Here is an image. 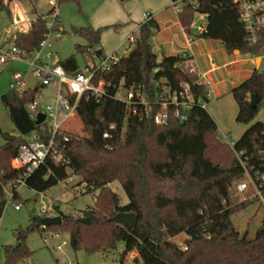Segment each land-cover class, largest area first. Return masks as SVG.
I'll use <instances>...</instances> for the list:
<instances>
[{"label":"trees","instance_id":"16d2710c","mask_svg":"<svg viewBox=\"0 0 264 264\" xmlns=\"http://www.w3.org/2000/svg\"><path fill=\"white\" fill-rule=\"evenodd\" d=\"M2 1L0 11L10 13ZM66 1L77 2L58 0L57 4ZM198 2L196 11L184 7L177 15L186 34L191 33L195 12L206 13L207 33L201 38L221 42L228 52L259 56L264 48V28L259 32L257 44H249L234 0ZM35 6L31 10L35 19L30 21V30L14 32L7 38L26 52L36 50L46 32L44 16L37 14ZM158 31L152 16L142 23L134 35L132 49L113 66L109 79L114 83L123 81L127 86H143L152 93L156 81L164 80L173 90L186 84L196 99L209 103L205 87L197 84V77L185 65L186 59L179 55L159 59L153 52L151 41ZM101 32L102 28L72 29L73 35L86 43L75 45L76 55L92 51V55L103 56ZM59 65L69 74L78 71L74 55L59 61ZM38 90L35 87L23 94L10 91L0 96L1 105L19 134L15 140L7 138L0 146V217L6 203L5 188L20 174L11 168V160L25 142L23 138L40 131L27 111ZM231 95L237 105L236 123L248 125L264 98V72L254 71L231 90ZM252 95L257 97L254 108L250 107ZM67 127L69 130L64 134L68 140L61 148L65 161L56 164L47 159L27 179L26 188L44 193L76 176L85 185L86 193H99L94 206L87 207L81 216L59 214L60 226L38 228L39 218L31 217L30 232L40 229L65 232L73 251L87 253L113 250L118 242H123L121 264L132 251L138 253L133 264H264V218L253 239L246 234L241 236L231 222L234 214L253 203H237L233 185L241 181L243 171L234 152L217 137L216 124L206 109L193 107L186 121L171 118L167 124L158 126L152 118L128 115L125 106L110 97L96 102L84 95ZM263 150L264 123H255L235 142V151H243L249 157ZM115 181L128 198L126 206H120L118 196L109 188ZM14 201L23 203L19 196ZM119 212L135 214L132 230L109 221ZM82 218L89 219V224L80 223ZM27 234L17 231L19 245L3 248L4 264H18L30 256L24 244ZM181 234L186 238V251L172 241Z\"/></svg>","mask_w":264,"mask_h":264},{"label":"rangeland","instance_id":"374dc122","mask_svg":"<svg viewBox=\"0 0 264 264\" xmlns=\"http://www.w3.org/2000/svg\"><path fill=\"white\" fill-rule=\"evenodd\" d=\"M51 1L38 0L36 6L34 5L37 14L44 16L47 23L54 22L53 14L47 15L53 7ZM2 2L5 7L9 8L10 13L5 9L0 11V36L7 28L12 26L15 18L20 19L23 14H26L25 17L29 21L35 19V15L31 12L32 4L28 0L19 2L3 0ZM14 5L16 8L18 7L19 12L14 11ZM169 6L170 0H77V2L66 1L60 4L55 2L57 24L62 28L63 33L60 39H57L55 34L52 35L50 51L55 54L58 61H63L74 55L78 67H83L85 63L84 56L76 55L75 45L84 46L86 43L83 39L73 35L72 29L92 27L94 29L102 28L100 46L104 55L109 56L117 52L121 57L127 56L132 49V45L128 44L127 40L130 36L135 35L132 34L133 29L140 23L145 22V14L155 16L156 9L162 7L164 15H159L157 18L159 31L151 41L153 52L160 59L163 49L166 53H174L186 47L181 32L165 30L166 27L177 20V15L173 13ZM195 44V63L198 71L202 73L209 71L212 68V62L217 67V70L211 71L207 76L214 94L206 106L207 113L216 124V135L221 143L224 142L225 136H228L231 141L237 142L249 127L255 123H264V98L253 121L248 125H244L235 121L237 105L231 95V89L248 77L246 73L264 72V48L259 56L241 54L239 51H232L233 55L227 52L223 45L208 39L200 38ZM257 58L261 59L258 67L256 66ZM229 62L232 63L229 64ZM27 70V65L18 63L2 67L0 96L10 93L8 83L12 72H25ZM26 81L28 86L33 85L34 80L30 76L27 77ZM53 91L54 88L49 86L43 91V96L51 97ZM9 137L18 138L19 134L14 130L7 112L0 102V146L4 145ZM109 188L118 196L121 207L128 204V198L118 181L111 183ZM20 193L23 202L21 209L14 211L8 205L0 217V264L5 262L3 248L13 246L17 242L16 232L19 230L28 233L24 244L31 254L18 264L24 262L29 264H121L124 252L123 242H118L113 250L87 253L85 251H73L69 246V235L65 232L55 233L41 229L33 232L29 231L31 217L40 219L54 217L59 214L81 216V212L87 207L94 206L95 198L99 192L86 193L85 185L81 183L79 177L73 176L44 193H36L27 188H22ZM237 199V203L240 202V199ZM51 208L54 210L53 213H41L42 209L50 210ZM263 214L262 209L258 211L257 206L252 204L234 214L231 217V222L241 236L246 234L248 239H253ZM52 234H59V237L51 238ZM44 238H47L46 244L43 242ZM184 240L185 236L183 234L178 235L175 239L177 242ZM63 242L66 245L58 250L57 247ZM122 262L123 264H133V261L127 256H124Z\"/></svg>","mask_w":264,"mask_h":264},{"label":"built area","instance_id":"2783aa9c","mask_svg":"<svg viewBox=\"0 0 264 264\" xmlns=\"http://www.w3.org/2000/svg\"><path fill=\"white\" fill-rule=\"evenodd\" d=\"M28 1L34 6L38 0ZM55 2L57 3L58 0L51 1L53 7L50 9L54 22L47 23L44 18L46 32L38 48L33 52H26L18 48L14 42L7 41V38L14 32L26 33L30 30L31 25L25 17L26 14H23L20 19L15 18L12 26L0 36V75L2 67L9 64L27 65L28 70L25 72H12L8 87L10 91L18 94L38 87L39 90L34 100L27 106V111L34 123L39 114L44 115V120L37 126L40 127V131L32 132L18 148L16 157L11 160V168L20 174L5 188L4 209L8 205L14 211L21 209V204L16 203L14 198L21 197L20 190L26 188L27 179L47 159H51L56 164L65 161L61 148L63 143L67 142L68 136L64 133L69 130L67 125L74 119L78 103L84 95L96 102L104 97H110L122 103L128 115L152 118L154 124L158 126L167 124L171 118L184 122L193 107L206 109L207 106L206 101L194 97L189 85L186 84L180 90H173L164 80L156 81L154 82L155 91L152 93L145 90L143 86H127L123 81L114 83L109 79V74L113 66L122 58L117 53L109 56H96L90 51L84 55L83 67H78L76 73H67L59 65L55 54L50 51L52 35L55 34L57 39L62 37V29L57 24ZM234 2L238 7L239 22L244 29L247 42L251 45L257 44L259 32L264 28V0H234ZM184 7H190L196 11L199 8V2L198 0H170L169 8L176 15L182 12ZM17 8L13 6L16 13L19 12ZM207 18L206 13L195 12L190 24L191 33L187 34L188 44H191L194 38H201L207 33ZM150 19V14L144 15L145 22ZM133 40L134 38L130 37L127 43L132 44ZM178 55L187 60L186 67L189 68L191 74L197 77V84L205 87L206 100L210 101L213 90L205 76L196 70L189 50H183ZM28 76L34 80L32 86H28L26 81ZM49 86L54 88L53 95L43 96V91ZM104 137H107V134ZM224 143L234 152L243 171L241 181L233 185L234 197L239 198L242 203L251 202L257 206L258 211L262 209L264 212V150L249 157L243 151L236 152L235 142L231 141L228 136H225ZM53 212V208L41 210L42 214ZM58 237L59 234L51 235V238ZM176 237L172 241L181 251H186V238L182 242H177ZM43 242L46 244L47 238H44ZM65 245L66 243L63 242L57 249L61 250ZM126 256L134 262L138 258V253L132 251ZM23 264L29 263L24 262Z\"/></svg>","mask_w":264,"mask_h":264},{"label":"water","instance_id":"95a60500","mask_svg":"<svg viewBox=\"0 0 264 264\" xmlns=\"http://www.w3.org/2000/svg\"><path fill=\"white\" fill-rule=\"evenodd\" d=\"M259 61H260V59L257 58L256 59V66L257 67L259 65ZM156 71H158V70H156ZM256 105H257V97L255 95H252L250 97V107L254 108ZM43 120H44V115L39 114L37 116L36 121H35V125L39 126ZM11 139L15 140L16 137H11ZM79 221H80V223L85 224V225H88L90 222L89 219H87V218H82ZM109 221L132 230L135 227L136 216L134 213L119 212L114 217H112ZM60 225H61V217L59 215H57L54 217L40 218L36 224V227L45 229V228H49L52 226H60ZM18 245H19V243L15 242L13 247L16 248Z\"/></svg>","mask_w":264,"mask_h":264},{"label":"crops","instance_id":"0c3cea01","mask_svg":"<svg viewBox=\"0 0 264 264\" xmlns=\"http://www.w3.org/2000/svg\"><path fill=\"white\" fill-rule=\"evenodd\" d=\"M157 11H155L156 13H155V16H153L152 15V18L157 22L158 21V16L159 15H164V11L162 10V7H158L157 9H156ZM174 13V12H173ZM176 19L177 20H175L172 24H170L168 27H166L165 28V30H173V32H177V31H179V32H181V34H182V36H183V38H184V40H185V44H186V47H184V48H181V49H179V50H177V51H175L174 53H166V51L163 49V53H162V55H161V57H163V56H176V55H178L181 51H183V50H189V52H190V54H191V57H192V60H193V63H194V65H195V68H196V70L198 71V68H197V66H196V63H195V51H194V46L196 45L195 43L200 39V38H194L193 39V41L191 42V44H188L187 43V34L183 31V29L181 28V26H180V23H179V21H178V16H176ZM142 23H140L139 25H137L136 27H135V29H133V31H132V34H135L136 33V31L138 30V28H139V26L141 25ZM62 29V28H61ZM130 37H134L133 35L132 36H130ZM129 37V38H130ZM201 39H203V38H201ZM209 41H213V42H215V43H218V44H221V42H219V41H216V40H210V39H208ZM195 44V45H194ZM222 45V44H221ZM101 47V46H100ZM102 49V48H101ZM102 51H103V49H102ZM227 51V50H226ZM228 52V51H227ZM115 53H117V52H115ZM229 53H231V54H233L234 55V53L233 52H229ZM118 54V53H117ZM236 56V55H235ZM239 56V55H238ZM212 62V61H211ZM260 62H261V59H260ZM230 63H232V62H229V64ZM228 64V63H227ZM224 66H226V65H224ZM215 70H217V67L214 65V63L212 62V68L209 70V71H207V72H205V73H202L201 71H198L199 73H201V74H203L204 76H205V79L207 80V76L210 74V72L211 71H215ZM254 72V71H253ZM253 72H251V73H246L247 74V76L249 77L250 75H252V73ZM247 77V78H248ZM246 78V79H247ZM245 79V80H246ZM208 81V80H207ZM244 81V80H243ZM242 82V81H241ZM240 84V83H239ZM238 86V85H237ZM236 87V86H235ZM234 88V87H233ZM232 88V89H233ZM231 89V90H232ZM213 94H214V92H213Z\"/></svg>","mask_w":264,"mask_h":264}]
</instances>
